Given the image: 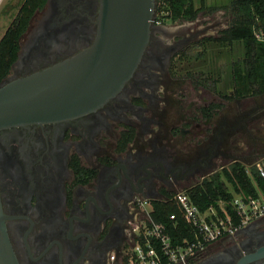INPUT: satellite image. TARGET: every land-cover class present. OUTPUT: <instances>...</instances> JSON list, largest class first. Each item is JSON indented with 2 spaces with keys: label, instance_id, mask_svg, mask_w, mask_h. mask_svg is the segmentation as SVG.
I'll list each match as a JSON object with an SVG mask.
<instances>
[{
  "label": "flooded vegetation",
  "instance_id": "obj_1",
  "mask_svg": "<svg viewBox=\"0 0 264 264\" xmlns=\"http://www.w3.org/2000/svg\"><path fill=\"white\" fill-rule=\"evenodd\" d=\"M25 1H17L5 32ZM99 12L100 0H45L3 81L90 47ZM156 25L133 77L104 106L0 131L1 204L20 264H109L130 243L141 200L185 190L227 165V134L237 125L231 127L226 115L214 125L209 112L220 103L197 102L196 113L169 131L156 118L168 67L184 46L162 39V25ZM199 114L203 124L196 122ZM194 123L197 129L188 130ZM198 264H264V216L212 243Z\"/></svg>",
  "mask_w": 264,
  "mask_h": 264
},
{
  "label": "water",
  "instance_id": "obj_2",
  "mask_svg": "<svg viewBox=\"0 0 264 264\" xmlns=\"http://www.w3.org/2000/svg\"><path fill=\"white\" fill-rule=\"evenodd\" d=\"M157 0H100L99 27L85 50L0 83V131L77 118L116 97L150 43ZM0 264H20L0 197Z\"/></svg>",
  "mask_w": 264,
  "mask_h": 264
},
{
  "label": "rangeland",
  "instance_id": "obj_3",
  "mask_svg": "<svg viewBox=\"0 0 264 264\" xmlns=\"http://www.w3.org/2000/svg\"><path fill=\"white\" fill-rule=\"evenodd\" d=\"M17 1L0 0V39ZM195 1L200 12L194 20L174 21L164 17L167 10L159 13L161 24L158 25H162L164 32L158 34L169 42H183L184 46L168 67L156 118L169 131L171 126L180 125L187 114L196 113L193 105L197 102L201 106L206 102L220 103L215 107V113L212 111L214 125H218V120L224 115L229 118L231 127L237 125L227 134L231 139V157L226 158L225 163L228 165L239 160L253 165L264 158V95L244 99L224 96L230 92L233 94L234 63L243 57L244 46L242 43L232 46L202 43L207 37L218 36L230 25L233 15L228 6L232 0H204L203 5L201 0ZM156 24L154 21L153 25ZM196 122L203 124L200 114ZM195 123L187 129L196 130Z\"/></svg>",
  "mask_w": 264,
  "mask_h": 264
},
{
  "label": "trees",
  "instance_id": "obj_4",
  "mask_svg": "<svg viewBox=\"0 0 264 264\" xmlns=\"http://www.w3.org/2000/svg\"><path fill=\"white\" fill-rule=\"evenodd\" d=\"M201 1L203 5L204 0ZM44 3L45 0H26L20 13L0 39V83L8 76L17 59L20 37L27 29L30 18ZM165 3V11L168 13L164 14V17L174 21L194 20L200 12L195 0H165ZM228 8L233 15L230 25L218 36L207 37L202 43L222 46L242 43L244 46L243 57L234 63L231 79L233 94L230 92L224 96L230 99H244L264 95V0H232ZM162 11V7L159 6L157 20L160 19L159 13ZM209 115L212 116L213 113L210 111ZM133 134L132 132L128 140L133 138ZM249 169L251 173H248ZM256 185L264 190V178L257 172L256 167L233 160L221 170L203 177L185 190L201 209H206L221 199L231 200L234 192L257 196ZM175 194L170 193L164 198L154 199L152 216L157 222L167 223L169 232L181 241L184 236L190 235L191 229L173 200ZM172 213L178 214L176 224L170 220Z\"/></svg>",
  "mask_w": 264,
  "mask_h": 264
},
{
  "label": "built area",
  "instance_id": "obj_5",
  "mask_svg": "<svg viewBox=\"0 0 264 264\" xmlns=\"http://www.w3.org/2000/svg\"><path fill=\"white\" fill-rule=\"evenodd\" d=\"M165 0H157V8L165 11ZM161 24V20L155 19ZM257 36L261 38L260 34ZM264 178V158L253 164ZM251 173V169L247 170ZM257 196L234 192L231 200L221 199L206 209H201L186 190L173 196L182 217L191 229L190 235L177 240L167 223L157 222L152 212V202L140 201L139 222L127 247L119 254L113 253L109 264H198L209 246L220 238L234 234L249 222L264 216V190L257 187ZM178 214L170 220L176 224Z\"/></svg>",
  "mask_w": 264,
  "mask_h": 264
}]
</instances>
